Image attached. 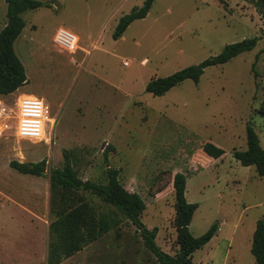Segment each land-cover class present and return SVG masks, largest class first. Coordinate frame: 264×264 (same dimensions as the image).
Here are the masks:
<instances>
[{"label":"rangeland","instance_id":"rangeland-1","mask_svg":"<svg viewBox=\"0 0 264 264\" xmlns=\"http://www.w3.org/2000/svg\"><path fill=\"white\" fill-rule=\"evenodd\" d=\"M37 1L48 6L22 14L25 30L13 46L27 84L1 100L14 110L21 94H39L55 125L48 130L47 124L50 144L19 140L14 121L0 138V264H46V181L49 171L62 167L63 152L81 181L105 183L106 167L118 170L122 186L145 203L141 223L157 229L154 242L170 255L177 250L171 182L182 173L185 198L197 204L191 235L201 236L214 223L219 228L193 253V263L255 264L250 246L255 223L264 217V177L231 154L246 149L247 125L264 149V116L258 112L264 96V17L255 4L154 0L145 18L114 39L119 18L144 0ZM5 13L0 0V16ZM59 28L79 37L87 51L82 63L52 43ZM254 37L260 38L251 51L206 68L197 83L185 80L159 97L146 91L150 79ZM206 142L225 153L216 160L207 157L201 150ZM41 160L47 174L39 178L9 166ZM80 194L100 214L116 211L88 192ZM115 213L117 228L60 264H155L135 227Z\"/></svg>","mask_w":264,"mask_h":264},{"label":"trees","instance_id":"trees-1","mask_svg":"<svg viewBox=\"0 0 264 264\" xmlns=\"http://www.w3.org/2000/svg\"><path fill=\"white\" fill-rule=\"evenodd\" d=\"M153 1L144 0L141 7H134L128 14L120 17L113 38H120L133 21L145 18ZM243 1L253 2L259 14L264 17V0ZM5 3L6 24L0 31V99L13 94L27 83L23 65L14 52L13 43L24 27L21 14L43 6V3L37 0H5ZM262 37H264V31ZM259 38L244 39L226 45L219 54L197 65L185 67L166 77L150 79L146 84V91L152 96L159 97L185 80L197 83L206 68L221 66L238 55L251 51ZM258 112L264 116V96ZM245 136L246 149L244 151L233 149L231 154L242 166H253L256 174L264 177V149L260 146L258 136L250 125L246 126ZM201 150L207 157L214 160L219 159L225 153L223 149L210 142L204 143ZM104 161H106L105 153ZM9 166L20 174L36 177H41L45 172V160L36 163L12 161ZM118 176V170L107 166L105 183L81 181L67 152H63L62 167L49 171V208L53 220L48 225L49 243L46 264H60L117 228L119 221L116 219V211L135 227L143 246L154 257L155 264H194L193 253L215 236L218 227L216 223L212 224L199 237H193L189 232V225L197 204L190 203L185 198L186 177L182 173H175L172 177L173 227L177 250L175 254L170 255L156 246L154 240L157 229L148 230L140 221L145 210L144 201L137 193L126 190ZM80 192H88L116 211L111 210L105 214L96 212L92 202L86 200ZM250 253L255 264H264V217L255 223Z\"/></svg>","mask_w":264,"mask_h":264},{"label":"built area","instance_id":"built-area-1","mask_svg":"<svg viewBox=\"0 0 264 264\" xmlns=\"http://www.w3.org/2000/svg\"><path fill=\"white\" fill-rule=\"evenodd\" d=\"M77 37L69 30L59 28L53 36V44L59 50L73 54L77 49ZM127 66L126 62L123 63ZM15 109L7 108L0 99V138L9 130L11 122H15V137L19 140H27L32 143L44 142L50 144L49 131L54 126V119L50 117L48 105L38 97L19 96L15 103Z\"/></svg>","mask_w":264,"mask_h":264},{"label":"crops","instance_id":"crops-1","mask_svg":"<svg viewBox=\"0 0 264 264\" xmlns=\"http://www.w3.org/2000/svg\"><path fill=\"white\" fill-rule=\"evenodd\" d=\"M4 3H5V0H4ZM43 3V2H42ZM50 3V7L51 6H55V4H54V2H49ZM5 5H6V3H5ZM43 6H45V7H47L48 5L44 2L43 3ZM37 9H39V8H37ZM37 9H35V10H37ZM26 12V11H25ZM24 12V13H25ZM23 14V13H22ZM22 14H21V18H22ZM2 16V15H1ZM0 16V17H1ZM3 17V19L2 18H0V30L5 26V24H6V13H5V16H2ZM23 20V19H22ZM23 22H24V20H23ZM131 25V24H130ZM129 25V26H130ZM128 26V27H129ZM127 27V28H128ZM23 30H25V22H24V27H23V29H22V31ZM22 31H21V33H22ZM21 33H20V35H21ZM19 35V36H20ZM19 36L17 37V39L14 41V43H13V46H14V44H15V42L18 40V38H19ZM76 37H77V40H78V42H77V49L79 48V49H81L80 51H78L77 53H76V51L72 54V56H74V54H75V57L77 56L79 59H78V61L79 62H77V64L79 63H82L83 61H84V58H85V55L87 54L86 52V50L84 49V48H82V47H80L79 46V37L77 36V35H75ZM52 43H53V36H52ZM13 49H14V47H13ZM14 52H15V50H14ZM71 55V54H70ZM76 65V64H75ZM25 71V70H24ZM26 76V75H25ZM26 79H27V77H26ZM27 84V83H26ZM25 84V85H26ZM23 87V86H22ZM22 87H20L16 92H18ZM21 95H25V96H34V97H38V98H41V99H43L39 94H32L31 92H29L28 94H21ZM20 95V96H21ZM54 125H55V123H54ZM24 175H27V174H24ZM31 176V175H30ZM34 177H36V176H34ZM39 178V177H38ZM46 186H47V189H48V181H46ZM13 206H15L16 207V205H13ZM33 206H35L34 204H33ZM27 207H28V205H27ZM27 207H25V206H22V205H20V206H18L17 208L18 209H20L21 211H23V212H25V213H27V214H29V216H30V214H32L31 213V211H30V209H28ZM36 207V206H35ZM43 223L46 225V231H47V234H48V225H49V223H50V220H49V201H48V203H47V205H46V217H45V219H43ZM222 223V222H221ZM219 232V228H218V230H217V232H216V234L215 235H217V233ZM215 237V236H214ZM48 238V237H47ZM212 239H214V238H212ZM211 239V240H212ZM210 240V241H211ZM209 241V242H210ZM208 242V243H209ZM3 248V247H2ZM84 249V248H83ZM2 250H4V249H2ZM72 257V256H71ZM64 261V260H63ZM222 264H223V262H222Z\"/></svg>","mask_w":264,"mask_h":264},{"label":"water","instance_id":"water-1","mask_svg":"<svg viewBox=\"0 0 264 264\" xmlns=\"http://www.w3.org/2000/svg\"><path fill=\"white\" fill-rule=\"evenodd\" d=\"M42 174L45 175V174H47V172H43Z\"/></svg>","mask_w":264,"mask_h":264}]
</instances>
